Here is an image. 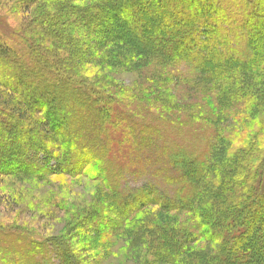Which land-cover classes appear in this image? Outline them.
<instances>
[{
	"label": "trees",
	"instance_id": "16d2710c",
	"mask_svg": "<svg viewBox=\"0 0 264 264\" xmlns=\"http://www.w3.org/2000/svg\"><path fill=\"white\" fill-rule=\"evenodd\" d=\"M89 1L104 6L102 20L80 8L58 11L52 20V13H42L37 25L43 29L30 32L40 48L26 37L17 40L26 57L21 55L24 50L11 52L0 43V88L6 91L0 92V176L43 180L51 175L52 162L60 174L79 162L132 175L120 163L122 154L149 143L154 146L146 153L152 160L149 167L157 168L161 182L122 186L121 191L119 181L111 182L103 172L98 177L109 185L105 189L111 202L122 209L123 223L147 208L165 215L187 213L198 236L180 226L166 228L163 222L162 228L147 232L142 264H264V153L253 160L240 151L242 156L235 159L222 148L220 158L212 140L204 153H194L185 148L168 151L163 137L142 139L122 116L124 100L108 93L107 81L90 83L83 69L97 60L120 71L150 60L156 62L155 70L181 60L222 82L223 88L216 83V90L228 88L213 109L220 122L229 118L240 125L243 115L264 102V0ZM106 23L112 33L107 26L104 30ZM105 44L122 50V55L115 52L106 60L90 53ZM229 78L236 80L227 84ZM257 83L260 103L254 101ZM22 153L25 158L17 168H1L12 164L10 155ZM40 154L50 162L42 170L34 164ZM105 219L96 221L108 224ZM199 240L204 246L195 248ZM77 261L61 240L41 242L20 229L0 231V264Z\"/></svg>",
	"mask_w": 264,
	"mask_h": 264
},
{
	"label": "rangeland",
	"instance_id": "374dc122",
	"mask_svg": "<svg viewBox=\"0 0 264 264\" xmlns=\"http://www.w3.org/2000/svg\"><path fill=\"white\" fill-rule=\"evenodd\" d=\"M89 4L95 7L89 8ZM71 8H80V12L89 11L85 15L90 14V18L96 17L98 20H102L106 12L101 3L89 0H0V43L6 45L3 49L11 52L24 50L21 55L26 57V49L17 40L26 37L40 48L41 43L38 44L36 36L33 35V38L30 32L39 33L43 29L37 25L42 13H52L49 16L51 19L52 15L61 14L58 11ZM95 15H99V18ZM111 30L107 26V31L112 33ZM71 40L76 43V40ZM43 46L46 48V45ZM105 46L99 49L95 47L90 53L103 56L106 60H112L115 52H118L117 56L122 55V50L116 49L114 45ZM108 52L110 55H106ZM27 59L30 61V58ZM153 64L157 65L154 60H150L141 66L129 68L131 70L120 71L116 66L109 67L97 60L89 66L84 65L83 69L88 73L90 83L107 81L110 84L108 93L115 95L114 98L119 102L124 100L122 116L128 119L142 139L163 137L168 151L185 148L194 153H204L208 141L212 140L216 155L220 158L219 151L222 148H226L230 156L235 155V159L242 156L240 151L250 154L253 160L254 156L259 158L264 153V102L253 112L243 115L239 120L240 125L229 118L220 122L213 108L218 107L220 93L228 91V88L221 92L216 90V83L223 88L222 82L216 81V78L213 81L210 75L198 72L181 60L170 66L157 67L156 70ZM138 69L141 71L138 72ZM2 74H5L4 71ZM260 76L258 74L255 78ZM229 80L236 79L229 78L225 82L230 84ZM12 86L19 88L17 84ZM258 90L257 83L254 87L255 102L262 100ZM0 92L6 93L1 88ZM144 131L146 134H141ZM225 136L228 139H224ZM151 147L154 146L144 143L122 154V167L132 172L130 175L122 170L123 178L112 170L107 172L96 163L89 168L79 162L70 163L67 173L60 174V167H56L54 162L50 164L47 157L36 155L37 164H34L38 169L42 170L49 164L52 168L51 175L46 179L0 176V231L20 229L41 242L61 240L75 254L79 264H142L145 251L141 248L148 252L147 246L142 247L147 245L146 237H149L150 232L162 228L163 222L166 228L180 226L198 236L194 225H190L191 216L187 213L165 215L147 208L139 215L133 214L123 223L122 209L118 208V203L111 202L110 194L105 189L107 183L101 181L103 172L111 182L119 181L121 191L122 186L130 189L154 181L161 182L160 177L156 176L157 168L149 167L152 160L146 157ZM120 151H117L118 155ZM21 158H25L24 153L18 157L10 155L12 164L8 167L3 164L1 168L13 170L19 165L18 161L23 160ZM24 162L28 163L27 160ZM100 216L106 218L110 228L107 223L96 221ZM203 246L201 240L195 244V248Z\"/></svg>",
	"mask_w": 264,
	"mask_h": 264
}]
</instances>
